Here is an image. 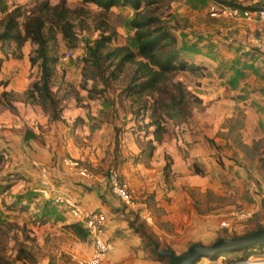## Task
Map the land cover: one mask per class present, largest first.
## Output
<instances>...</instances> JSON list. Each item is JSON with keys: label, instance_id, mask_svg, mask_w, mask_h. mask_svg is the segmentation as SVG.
Here are the masks:
<instances>
[{"label": "rangeland", "instance_id": "obj_1", "mask_svg": "<svg viewBox=\"0 0 264 264\" xmlns=\"http://www.w3.org/2000/svg\"><path fill=\"white\" fill-rule=\"evenodd\" d=\"M60 1L6 0V8H18L22 29L25 15L45 18L44 4L52 7ZM63 1L73 41L67 45L53 25L54 38L48 43L49 54L57 58L51 90L59 99L58 120H51L25 94L40 74L39 63L29 64L35 46L29 41L19 48L12 41L0 44V256L20 264L15 256L22 244L35 256V264H77L76 258L90 249L68 229L73 223L68 208L54 200L58 183L75 178L91 186L102 183L109 191L111 168L120 172L136 204L128 208L110 193L117 199L115 209L123 220L140 223L141 207L148 206L153 223L145 227L157 249L179 255L192 244L211 245L218 236L242 235L262 223L264 23L212 18L207 13L212 0H159L152 5L175 35L181 58L197 65L178 72L174 80L201 97V104L190 106L186 121L165 124L166 132L156 142L153 127H146L149 112L135 116L139 104L124 96L132 65L117 79H86L91 75L84 62L87 48L100 35H112L110 48L133 49V9L117 6L105 13L80 0ZM232 1L243 7L264 3ZM65 159L75 165L66 166ZM80 168L90 178L81 177ZM124 231L115 234L122 236L125 249L109 252L102 264H165L149 243H137L131 230ZM221 253L194 264L237 261ZM251 257L264 258V253Z\"/></svg>", "mask_w": 264, "mask_h": 264}, {"label": "trees", "instance_id": "obj_2", "mask_svg": "<svg viewBox=\"0 0 264 264\" xmlns=\"http://www.w3.org/2000/svg\"><path fill=\"white\" fill-rule=\"evenodd\" d=\"M80 1L84 4H93L105 13L117 6H128L133 9L134 16L129 22L132 30L133 49L126 45H117L110 48L108 44L112 40V35H100L87 48V56L84 62L91 68V75L86 79L92 81H95L97 77L103 78L105 81H107L106 78L117 79L119 74L125 70L126 65H132L127 84L123 89L124 96L139 104L134 112L135 116L149 112L150 121L146 124V127H153L151 131L153 140L160 142L161 135L166 132L165 124L170 122L175 125L178 122H185L189 116L190 106L193 103L201 104V99L198 96L188 91L181 81L174 80L178 72L195 70L197 65L187 63L181 58L176 47L175 35L170 28L162 23L161 16L157 13L158 7L152 8V5L159 0ZM212 1L225 3L238 9L253 10L264 7V3L243 7L232 0ZM42 11L46 16L45 18L48 19V27H46L45 18L30 13L24 16L21 29L18 23L21 13H19L18 8L7 10L6 0H0V14H2L0 16V44L12 41L19 48L26 41H29L35 46L29 56V64L33 67L39 63L40 74L38 80L31 84L25 94L39 104L49 114L51 120L55 121L58 120L59 99L55 98L51 90V79L54 75L57 58L49 54L48 43L54 38L53 25L57 26L58 32L67 45H70L73 41L74 34L70 22L66 18L67 9L64 7L63 0L52 7H49L47 3L44 4ZM52 18L56 19V22L52 21ZM105 74H107V77H105ZM2 84L0 82V85ZM27 136L31 138L33 135L28 133ZM2 161L3 155L0 153V162ZM127 223L128 228L139 240L149 243L148 245L151 246L150 250L154 256L168 264L166 257L159 256L154 251L153 248L157 245L152 241L151 234L146 231L145 225L147 223L142 219L140 223H137L132 218ZM263 227L264 216L262 223H256L242 235L218 236L215 242L220 238H236L247 235ZM68 229L79 240H85L86 232L80 224L71 223L68 225ZM260 252L264 253V242L242 249L222 251L220 255H224L228 259L241 260ZM205 257L214 259L216 256ZM15 259L20 264L36 263L33 253L22 244L16 251ZM0 264L11 263L0 256Z\"/></svg>", "mask_w": 264, "mask_h": 264}, {"label": "built area", "instance_id": "obj_3", "mask_svg": "<svg viewBox=\"0 0 264 264\" xmlns=\"http://www.w3.org/2000/svg\"><path fill=\"white\" fill-rule=\"evenodd\" d=\"M207 13L212 18H241L247 21L264 23V7L253 10L238 9L225 3L212 1L207 7ZM64 163L70 168L75 165L73 161L66 159ZM40 172L43 178L42 183L46 184V170L41 168ZM78 172L81 177L90 178L87 169L80 168ZM107 185L110 193L119 199L126 207L135 208L136 204L130 187L117 169H109L107 174ZM54 200L55 202L65 204L68 208L69 218L72 219L73 223L80 224L86 232L85 242L90 249V253L83 258H76L77 264H102L105 257L112 250V243L104 238V214L98 210L85 209L64 197L58 196L55 197ZM139 215L147 224L153 223L152 211L148 206L143 205ZM223 225H225V223H223ZM235 264H264V258L258 259L248 257L235 261Z\"/></svg>", "mask_w": 264, "mask_h": 264}, {"label": "crops", "instance_id": "obj_4", "mask_svg": "<svg viewBox=\"0 0 264 264\" xmlns=\"http://www.w3.org/2000/svg\"><path fill=\"white\" fill-rule=\"evenodd\" d=\"M58 184V196L67 198L85 209L98 210L104 214V238L112 243L110 252H112L111 254L122 252L126 245L122 240V236H116L115 233L120 228H125L124 233L127 234L130 229L127 226V221L122 219L119 209L117 211L114 207L118 204L117 199L115 200L109 191L103 189L105 186L103 187L102 183L91 186L86 183L75 182V178L70 180L66 178ZM134 241L139 243L138 237L134 238ZM80 245L82 246L81 243ZM84 253L88 254L87 247ZM110 256L109 254L108 257Z\"/></svg>", "mask_w": 264, "mask_h": 264}, {"label": "water", "instance_id": "obj_5", "mask_svg": "<svg viewBox=\"0 0 264 264\" xmlns=\"http://www.w3.org/2000/svg\"><path fill=\"white\" fill-rule=\"evenodd\" d=\"M263 242L264 227L240 237L220 238L211 245H192L179 255H176L172 250L167 248L157 249V247H154L153 249L157 255L166 257L168 264H193L200 257L212 256L222 251L242 249L255 244H262Z\"/></svg>", "mask_w": 264, "mask_h": 264}]
</instances>
